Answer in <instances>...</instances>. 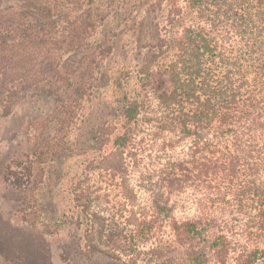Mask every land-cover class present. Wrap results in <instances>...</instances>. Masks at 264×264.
I'll return each mask as SVG.
<instances>
[{"label":"trees","instance_id":"obj_1","mask_svg":"<svg viewBox=\"0 0 264 264\" xmlns=\"http://www.w3.org/2000/svg\"><path fill=\"white\" fill-rule=\"evenodd\" d=\"M22 102L37 129L0 181L24 223L43 212L48 172L77 155L136 199L102 221L96 191L76 190L81 255L264 264V0H0V117ZM96 225L111 253L92 244Z\"/></svg>","mask_w":264,"mask_h":264},{"label":"rangeland","instance_id":"obj_2","mask_svg":"<svg viewBox=\"0 0 264 264\" xmlns=\"http://www.w3.org/2000/svg\"><path fill=\"white\" fill-rule=\"evenodd\" d=\"M104 95L107 100L103 102V107L98 108L96 115L103 113L110 105L111 91L107 90ZM37 113V109L34 110L30 102H22L16 106L12 115L0 117V163L7 161L12 155L22 156L31 150L32 142L29 138L33 137L37 129ZM99 123L96 116L94 120L90 118L86 126H81L79 132L82 135L78 138V148L84 145L85 140L90 139L89 131ZM87 161L77 155L75 158H63L59 160L58 169L48 172L45 185L36 189V204L43 210L35 215L38 221L36 224L24 223L23 219L18 217L24 215L19 213V208L11 210L15 201L19 202L21 193L17 196L15 191L14 197L6 188L9 182L0 181V264H124L114 259H102L98 254L94 255L93 251L81 255L76 249V243L71 241L73 226L82 221L74 199L76 190L81 191L83 185L87 184L89 189L96 191L98 198H95L90 208L97 212L104 211L98 215L102 221L112 216H129L133 201L136 200L131 194L129 196V192L126 199L117 197L118 193L108 182L95 183L106 175L101 177V170L88 169ZM138 203L140 206H135L137 208L143 207L146 202L139 198ZM49 224L52 226L49 227ZM101 230L100 226L96 225L90 240L97 249L111 253L102 238ZM82 234L80 231L78 237L81 238ZM89 255L93 256L92 260H87Z\"/></svg>","mask_w":264,"mask_h":264}]
</instances>
